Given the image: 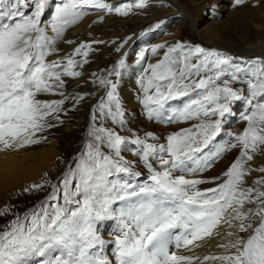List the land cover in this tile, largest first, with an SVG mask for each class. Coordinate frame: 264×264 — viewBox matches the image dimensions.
Returning <instances> with one entry per match:
<instances>
[{"label":"snow or ice","instance_id":"obj_1","mask_svg":"<svg viewBox=\"0 0 264 264\" xmlns=\"http://www.w3.org/2000/svg\"><path fill=\"white\" fill-rule=\"evenodd\" d=\"M85 4L104 7L93 0H63L55 8L51 23L55 37H50L42 20L49 0H0V151L37 142L33 139L37 133L53 126L48 118H59L64 100L49 102L38 96L45 93L63 96L58 91L66 83L62 77H80L81 72L74 68L88 63L87 50L91 45L84 43L65 62L47 59L53 55L52 45L65 28L81 18L80 9ZM135 6L145 7V0H139ZM120 14L127 15V11L120 10ZM155 27L161 25L158 23ZM163 47L159 45L151 51L156 53ZM78 55L83 57L80 62L72 58ZM144 55L142 51L141 61ZM124 67L125 61L119 60L113 70L115 75L120 76ZM143 71L147 76L140 81L143 93L140 103L149 120L165 121L166 116L165 122H186L198 120L201 115L221 119L182 129L169 135L166 144L155 145L138 137L131 140L137 146L135 154L150 173L151 182L140 188L139 193L128 191L129 183L109 180L116 173L141 175L133 172L131 162L121 156V146L129 142L105 127H93L89 132L92 142L86 145L75 169H70L63 180V205L50 203L61 198L54 190L48 197L49 202L39 210L24 220L17 218L8 230L0 233V264H21L29 255L42 257L47 250H55L48 264H112L101 254L104 241L94 225L104 218L113 199L135 195L141 199L132 209L134 228H127L115 240L118 264H206L207 261L264 264V179L255 182L258 187L243 186L251 171L246 169V162L254 159L249 153L264 151V61L253 60L242 66L221 52L202 47L185 51L177 43L167 48L162 60ZM226 76L231 82L245 84L246 90L230 87V81L222 79ZM99 85L106 89V99L100 100L94 112L123 125L124 112L117 96V84L104 78L99 79ZM183 97H188L187 102L172 110L170 101ZM83 99V96L77 98ZM241 100L248 106L242 116L247 127L236 136L237 143L232 147L243 151L223 173V181L216 187L201 190L198 185L205 183L204 180L174 175V171H189L191 165H197L193 171L199 170L201 158L197 154L203 153L220 134L221 121L226 114H231V104ZM96 118L94 114L92 119ZM147 136L155 139L151 133ZM103 148L111 154H105ZM153 159L159 160L162 170L154 169ZM259 171L264 173V168ZM97 193L105 198L98 200ZM109 193L113 195L109 197ZM81 195L82 203L77 199ZM253 204L257 207H246ZM222 224L234 230L225 233L231 239L219 245L224 249L221 255H209L201 260L168 249L170 229L184 228L177 247L187 248L212 236ZM245 232L249 233L247 239L237 235Z\"/></svg>","mask_w":264,"mask_h":264},{"label":"rangeland","instance_id":"obj_2","mask_svg":"<svg viewBox=\"0 0 264 264\" xmlns=\"http://www.w3.org/2000/svg\"><path fill=\"white\" fill-rule=\"evenodd\" d=\"M115 1L117 3L110 8L107 4H102L103 8L85 4L80 9L83 13L81 18L75 24L66 27L62 36L56 39L55 44L52 45L55 51L47 59L61 62H65L67 57L72 56L75 48L80 44L91 45V48L87 50L88 63L82 67L74 68L75 71L81 72V76L77 78L62 77L66 83L58 91L63 92V96L47 93L38 96V99L49 102L64 100L62 110L58 114L59 118L57 119L55 116L48 118V123L53 126L46 127L40 132L46 141L57 139L60 144L59 150L62 156L52 174L57 178H47L42 183L30 185L22 192L20 191L12 205L0 212L3 213L0 214V233L8 230L9 225L17 218L24 220L25 216L39 210L46 202H49L48 197L54 190L61 198L59 201L50 203L63 205V180L70 169H75L76 162L86 151V145L92 142L89 132L93 127H105L129 142L121 146V156L124 160L131 162L133 172H139L141 175L130 176L126 173H116L109 177V180L119 184L129 183L131 188L128 190H135L139 193L140 188L151 182L150 173L135 154L137 146L131 144V140L138 137L155 145L166 144L169 135L180 132L182 129L193 128L194 125L200 123H211L213 120L221 119L218 116L204 117L203 115L198 120L192 119L186 122H165L166 116L165 121L147 118L146 109L140 103V100L143 99L140 81L142 77L146 78L147 76L143 69L162 60L168 47L180 43L185 51L195 47L215 50L231 57L234 63H240L242 66L253 60L264 61V58L254 55L244 56L239 52L232 51V48L229 50L228 47L225 49L223 46L236 45L239 49V47L253 44L264 45V0H241L240 3H237L236 0H174L184 9L185 14L179 11L165 14L163 0H145L143 8L135 6L139 0ZM62 2L63 0H49V7L42 17L46 34L50 37H55V33L51 31V23L55 15V8ZM95 2L97 0H93V3ZM120 10H126L127 15H121ZM188 16L198 22V31H204L210 25V28L221 29L223 36L212 34L214 41L208 43L203 36L191 31L193 29L191 28L192 20L187 18ZM47 19H50V31L45 25ZM158 23L161 25L160 28L155 27ZM159 45H164V47L158 48L156 53H152L151 49ZM117 48L120 50L117 51ZM234 49L236 50V47ZM142 51L145 54L143 61L140 60ZM72 58L77 62L83 59L79 55ZM121 59L125 61V67L120 70V76H116L113 70ZM104 78L117 84V96L124 112L123 125L114 124L110 118L101 117L98 112H94L100 100L106 99V89L99 85V79ZM222 79L230 81V77L227 76ZM229 86L234 89L246 90V85L239 82L230 81ZM80 96H83L84 99L77 100ZM187 100L188 97H183L170 101L172 110L179 109ZM247 107L243 100L231 104V114H226L221 121L220 134L210 141L209 147L203 153L197 154L201 158L199 170L193 171L192 169L197 168V165H191L189 171H174V175H183L187 179L204 180L205 183L198 185L201 190L216 187L221 183L224 179L223 173L236 159L241 157L243 149L234 148L232 145L237 143L236 136L242 134L247 127L246 122L242 119V116L246 114ZM94 114L97 117L95 121L92 119ZM168 114L171 115L172 111L170 110ZM75 124L74 129L70 132L66 131L67 127ZM148 133H151L155 139H149ZM41 147H47V145L43 143ZM34 148L40 147L34 146ZM102 151L105 154H111L107 148H103ZM249 154L253 155L254 159L247 161L245 167L256 171L258 176L252 178L249 173L244 179L243 186L258 187L255 182L264 179V173L259 171L260 168H264L263 162L259 160L262 157V151ZM255 162L258 163L254 164ZM151 163L155 170H162L158 159H153ZM214 171L218 172L214 173ZM36 185L41 187H34ZM96 195L98 200L105 198L102 193ZM112 195V193L108 194L109 197ZM77 199H80L82 203L83 195ZM69 207L75 208L76 205ZM246 207L255 208L257 206L253 204L246 205ZM96 225L97 222L94 225L95 229H97ZM246 234L248 232H245ZM54 253L55 250H47L42 257L38 254H31L21 264H48ZM101 254L105 256L103 249Z\"/></svg>","mask_w":264,"mask_h":264},{"label":"bare ground","instance_id":"obj_3","mask_svg":"<svg viewBox=\"0 0 264 264\" xmlns=\"http://www.w3.org/2000/svg\"><path fill=\"white\" fill-rule=\"evenodd\" d=\"M163 1V10H165V14L176 13L178 11L185 14L183 11L184 9H182L174 0ZM97 2L107 4L109 8L117 3L115 0H97ZM188 15L190 16V14ZM189 16L187 18H189ZM190 20H192L191 28H193L191 31H195L203 36L205 40L207 39L206 41L208 43L214 41L212 39V36L214 35L212 34L223 36V31L221 29L214 27L210 28V25L207 26L204 31H198V22L194 19ZM45 25L50 31V19L45 20ZM219 46L222 47L221 45ZM223 46L225 49L227 47L228 49L232 48V51L239 52V54L244 56L254 55L259 58H264V45L253 44L241 48L239 47V49H237L236 45ZM234 47H236V50ZM75 127L76 124L74 126L71 125L66 128V131L70 132ZM33 139L37 142L29 143L23 147L18 146L15 149L0 151V212L4 211L8 206H11L16 196L26 187L42 183L47 178H57L56 175L52 174L62 156V153L59 150L60 144L58 140L46 141L40 132L37 133ZM42 142L46 144L47 147H41L43 144ZM34 146L40 148H34ZM259 160L264 164V151H262V157ZM256 163L258 162H255L254 164ZM216 172L218 171H214V173ZM250 175L252 178L258 176L256 171H250ZM140 199V195H135L125 196L122 200H114L108 206L107 212L104 213L105 217L102 220L97 221L96 232L104 241L102 249L105 256L112 262V264H118L115 254V240L117 237H120L122 232L127 230V228H134L132 222V209L138 206L136 202ZM233 230L234 229H229L227 225L222 224L212 236L196 241L195 244L197 246H188L186 248L183 246L177 247L180 237L184 234V228L179 226L169 230L168 235L170 239L168 249L170 252L180 255L200 257L201 260L205 256L221 255L224 253V249L219 245L229 242V239L231 238L227 237L225 233ZM237 235L247 239L249 233L246 235L245 233H237ZM196 264H199V262H196ZM206 264H218V262L207 261Z\"/></svg>","mask_w":264,"mask_h":264}]
</instances>
